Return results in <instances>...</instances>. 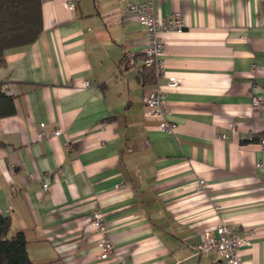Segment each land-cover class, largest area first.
Returning a JSON list of instances; mask_svg holds the SVG:
<instances>
[{"label":"crops","instance_id":"crops-1","mask_svg":"<svg viewBox=\"0 0 264 264\" xmlns=\"http://www.w3.org/2000/svg\"><path fill=\"white\" fill-rule=\"evenodd\" d=\"M145 1L186 22L160 34V75L127 12ZM4 58L16 113L0 119V215L34 264H224L199 252L220 224L244 238L243 264H264V0H44L38 39ZM159 86L172 133L145 112ZM95 210L116 251L106 261Z\"/></svg>","mask_w":264,"mask_h":264},{"label":"built area","instance_id":"built-area-1","mask_svg":"<svg viewBox=\"0 0 264 264\" xmlns=\"http://www.w3.org/2000/svg\"><path fill=\"white\" fill-rule=\"evenodd\" d=\"M69 8L72 7L68 4ZM127 12L130 16L137 19L145 32L146 43L143 48L144 55V67L148 70H154L156 75L163 74L166 68L164 55H165V43L160 39L162 33H177L182 34L186 28L185 18L181 13H173L169 17H163L156 9L153 1L131 3L127 7ZM181 84V80L178 77H170L168 84L169 89L178 88ZM88 88L89 82L85 83ZM165 91L159 86L153 90L149 96L145 99V108L147 116L153 119H161L163 122L160 124V129L169 133H172L175 129V125L168 123L166 118L170 115L168 108V100ZM253 108L262 109L264 103L261 98L254 97ZM101 124L103 128L106 127ZM231 130L235 132V126H231ZM62 131H56L53 136H59ZM44 136V133L40 135ZM222 139L226 137L221 136ZM249 141H253V136L249 137ZM264 145V139L260 142ZM49 184L45 183L43 189L48 190ZM208 183L204 179H201L198 183V189L200 191H208ZM91 224L99 231V239L96 242V248L99 251L100 258L103 261L108 260L115 256V247L109 233L108 225L105 223V216L102 211L95 210L91 218ZM244 238L235 233L229 225L220 224L216 229V235L207 234L204 236L202 244L199 246L200 253H214L223 261L224 264H243L241 258V248L244 245Z\"/></svg>","mask_w":264,"mask_h":264},{"label":"trees","instance_id":"trees-1","mask_svg":"<svg viewBox=\"0 0 264 264\" xmlns=\"http://www.w3.org/2000/svg\"><path fill=\"white\" fill-rule=\"evenodd\" d=\"M43 1L0 0V68L5 64L7 49L32 44L40 36ZM141 76L146 77L144 73ZM5 88V83L0 82V119L16 113L14 98L7 95ZM0 264H34L24 233L13 232L10 218L3 215H0Z\"/></svg>","mask_w":264,"mask_h":264}]
</instances>
